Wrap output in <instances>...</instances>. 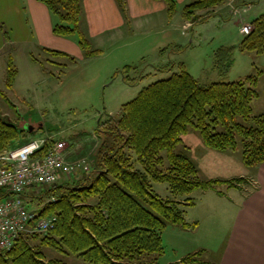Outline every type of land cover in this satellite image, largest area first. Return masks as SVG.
Masks as SVG:
<instances>
[{
    "label": "trees",
    "instance_id": "1",
    "mask_svg": "<svg viewBox=\"0 0 264 264\" xmlns=\"http://www.w3.org/2000/svg\"><path fill=\"white\" fill-rule=\"evenodd\" d=\"M39 1L55 18V35L76 36L86 58L102 53L81 26L83 0ZM116 1L130 23L126 0ZM158 1L166 3L172 18L177 0ZM225 2L193 0L184 7L183 15L194 26L212 16L210 13L203 17L199 11H209ZM252 24V31L244 35L239 47L262 54L264 12ZM42 50L77 62V57L65 51L47 47ZM230 56L229 49L220 51V68ZM134 69L126 65L115 74L121 72L125 82L132 85L135 81L129 75ZM16 75L10 59L6 81L9 88ZM263 75L264 70H260L237 80L202 83L182 66L181 72L143 87L134 99L122 105L119 115L108 114L100 120L96 129L100 143L89 171L53 185L32 187L24 194L27 207L39 212V216H56L55 226L47 233L22 236L11 249H0V264H70L60 258H47L46 249L75 253L96 264H159L156 260L165 251L163 234L168 226L195 225L186 220L181 207L194 203L184 196L223 184L237 187L246 181L243 177L202 178L191 157L177 152L190 127L199 131L209 148L239 149L247 166L264 162V113L255 114L253 107ZM0 94L6 96L1 89ZM29 133L0 115V151L18 146L15 143ZM152 182L167 183L171 196H161ZM200 253L171 264L202 262L197 257Z\"/></svg>",
    "mask_w": 264,
    "mask_h": 264
},
{
    "label": "rangeland",
    "instance_id": "2",
    "mask_svg": "<svg viewBox=\"0 0 264 264\" xmlns=\"http://www.w3.org/2000/svg\"><path fill=\"white\" fill-rule=\"evenodd\" d=\"M192 1L177 0L175 14L178 18ZM258 2L261 4L255 6L251 0H226L214 9L199 11L203 17H208L210 13L212 16L194 26L184 15L182 21L179 19L181 24L172 25L164 1H161L165 4L164 9L153 7L143 10L149 14L144 22L136 19L128 23L120 9L125 20V32L102 26V34L92 40L94 47L102 49V53L90 58L80 53L75 63L29 46H14L3 52L0 55V89L6 96L0 94V115L20 127H32L31 133L21 137L15 145L28 139L52 135L67 142L73 159L87 156L92 166V156L100 143L96 134L99 121L106 119L108 114L119 115L122 105L134 99L143 87L181 72L182 66L202 83L237 80L249 74H258L264 70V53L242 51L239 47L244 37L241 32L243 23H252L264 12V0ZM85 15L83 13L81 18L84 30ZM69 39L78 45L76 36ZM225 49H229L232 57L220 68L219 53ZM30 50L38 62L33 61ZM161 50L166 52L162 54ZM10 57L14 59L17 69L12 88L6 83ZM126 65L136 68L129 75L135 81L132 85L125 82L121 72L115 74ZM257 89L260 94L254 99L253 107L255 114H261L264 112V75ZM200 143L203 140L199 131L190 127L177 152L193 158L198 153ZM237 152L238 155L241 153L239 149ZM152 184L161 196H171L167 183ZM221 188L225 189L226 186ZM207 195V192L198 189L184 196V199L189 197L194 202L195 199H207ZM191 206H181L188 221L198 211ZM174 225L179 224L169 225L164 233L165 251L157 256L159 264L179 262L189 252L187 240L191 232L180 234ZM46 253L47 258H60L70 264H96L75 253L66 254L54 249H46Z\"/></svg>",
    "mask_w": 264,
    "mask_h": 264
},
{
    "label": "crops",
    "instance_id": "3",
    "mask_svg": "<svg viewBox=\"0 0 264 264\" xmlns=\"http://www.w3.org/2000/svg\"><path fill=\"white\" fill-rule=\"evenodd\" d=\"M251 1L255 6L261 4L257 0ZM126 2L130 24L136 19L144 22L149 17L143 12L145 9L166 8L158 0ZM82 3L86 13L85 31L91 40L102 34V26L125 32V20L116 0H83ZM182 16L178 18L175 14L172 18L168 16V20L172 25L181 24ZM54 23V16L39 0H0V55L14 46H29L43 53V47L75 53L80 58L79 54H83L80 46L69 37L55 35ZM29 53L33 61L38 62L33 57L34 52L30 50ZM10 59L14 63V59ZM70 149L67 158L73 160ZM191 159L204 179L243 177L246 181L237 187L223 184L225 189L221 185L204 190L208 198L195 199L191 207L198 211L190 221L187 220L195 225L189 228L174 225L180 234L191 232L187 240L189 252L185 256L201 251L197 257L202 262L193 264H264V162L258 166H247L237 150L218 151L207 147L204 142L200 143L198 153Z\"/></svg>",
    "mask_w": 264,
    "mask_h": 264
},
{
    "label": "built area",
    "instance_id": "4",
    "mask_svg": "<svg viewBox=\"0 0 264 264\" xmlns=\"http://www.w3.org/2000/svg\"><path fill=\"white\" fill-rule=\"evenodd\" d=\"M252 29V23L241 26L244 35ZM67 151V142L52 135L0 151V249H11L22 236L54 228L56 216H39L27 207L24 194L32 187L53 185L91 169L87 157L69 160Z\"/></svg>",
    "mask_w": 264,
    "mask_h": 264
},
{
    "label": "water",
    "instance_id": "5",
    "mask_svg": "<svg viewBox=\"0 0 264 264\" xmlns=\"http://www.w3.org/2000/svg\"><path fill=\"white\" fill-rule=\"evenodd\" d=\"M100 122V121H99ZM26 129L28 130V131H32V127L30 126V125H26Z\"/></svg>",
    "mask_w": 264,
    "mask_h": 264
}]
</instances>
